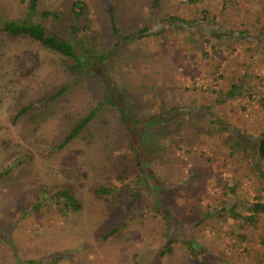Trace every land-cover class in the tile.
Returning a JSON list of instances; mask_svg holds the SVG:
<instances>
[{
  "label": "rangeland",
  "instance_id": "obj_1",
  "mask_svg": "<svg viewBox=\"0 0 264 264\" xmlns=\"http://www.w3.org/2000/svg\"><path fill=\"white\" fill-rule=\"evenodd\" d=\"M87 2L90 31L82 37L83 44L95 42L101 51L111 35L107 2ZM221 2L163 0L162 12L166 18L172 15L184 21L216 16L225 28L247 30L262 38L264 0H233L238 6H227L224 11ZM69 3L40 0L35 22L68 39ZM112 3L117 25L126 33L154 18L151 0ZM44 10L56 11L60 20H43L40 14ZM27 15L26 0H0V20L29 22ZM189 33L185 28L182 33L163 36V40L133 45L131 60L127 61L124 52L115 55L107 63L106 74L119 90L127 91L131 101H138L134 109L137 118L169 107L208 109L205 114L187 113L175 122L179 127L174 123L165 131L150 129L157 150L143 167L148 165L155 176L161 173L163 176L157 177L165 188L192 182L182 194L168 192L166 200L174 211L189 215L192 210L203 214L218 210L223 201L230 203L229 189L235 185L242 202L255 203L258 195L264 198L258 174L247 168L248 162L240 161L239 153L230 154L233 148L225 144L227 133L210 135L207 130L213 114L245 135L255 137L264 132L260 103L264 98V41L258 44L251 39L248 45L229 42L228 50L220 55L207 59L199 51L194 64L177 67V60L178 65L188 60H180L176 51L183 55L192 40L201 45L207 41L202 33L191 38ZM61 60L36 43L0 37V264H154V256L167 241L166 221L162 206L144 204L146 196L152 198L151 192L135 174L137 166L132 155L127 156L128 141L114 113L97 118L67 146L56 148L73 122L98 105L100 89L91 78L81 79L46 111L12 120L18 109L50 95L67 81L69 75ZM242 83L253 87L251 98L243 93L216 103L221 93ZM127 166L129 172L125 173ZM193 171H198L195 179H191ZM65 186L82 203L81 211L68 219L60 216L51 196L54 189ZM102 188L111 193L99 194L97 190ZM131 191L137 194L134 206L139 210L129 220L126 211ZM196 215L192 214V219L201 216ZM215 215L193 228L200 245L218 264H255L261 254L257 240L264 234V220L241 229L228 214ZM235 227L236 234L246 239L242 245L230 235ZM114 228L118 229L114 235L101 238ZM172 247L173 252L165 254L161 264H195L185 246Z\"/></svg>",
  "mask_w": 264,
  "mask_h": 264
},
{
  "label": "trees",
  "instance_id": "obj_2",
  "mask_svg": "<svg viewBox=\"0 0 264 264\" xmlns=\"http://www.w3.org/2000/svg\"><path fill=\"white\" fill-rule=\"evenodd\" d=\"M190 1L198 2V0ZM106 2L105 10L109 20V31L111 35H109L110 38L105 49L101 51L97 50L98 44L95 42L87 43L86 45L83 44L82 37H86L90 31V27L86 22V15L89 11L87 0H70L69 15L71 24L68 29H66L69 36L68 39L55 34V31L51 32L40 22H35L40 0H26L27 17L31 19L29 22L11 19L0 20V37H5L12 41L19 40L20 38L25 39L40 45L53 54L59 55L69 75L67 81L59 86L53 93L18 109L13 114L12 120L16 122L17 119L24 118L26 115H38L46 111L47 106L49 107L72 89L74 90L73 86L81 79L90 77L92 82L100 89L101 99L97 106L90 109L86 115L79 116L73 122L67 135L56 148L62 149L67 146L75 138L82 135L81 133L97 118H101L104 114L103 117H105L110 112L114 113L128 141L127 152L130 155L127 156L131 157L132 155L133 161L137 166L135 174L140 177V182L143 183L144 188L149 193L151 192L150 197L153 198L148 200L149 198L146 196V202L144 204L147 205V203H152L157 207L162 206L161 211L163 210V218L166 221L167 241H164V246H161L154 256V264H161V259L164 255L173 252L172 246L174 244L185 246L191 262L194 261L195 264H218L217 261L213 260V256L207 253V249L202 247L197 241L193 228L196 225L202 224L206 219L214 216V214H216L215 216H219L221 213L224 215L228 214L233 221L239 222L238 228L243 229L245 226H254L259 223L260 219L264 220V203L261 202L264 199L263 196L258 195L255 199L256 202L252 204H248V202L244 201L242 202L240 200L241 195L237 192L238 187L235 185L229 189V193L231 194L230 203H225L223 201L218 210L205 212L204 214L203 211L201 213H196L192 210L189 215L187 213L184 214V212L178 213L174 211L166 200L168 192L175 193V191H179V193L182 194V192L190 189V183L192 182L186 180L182 181L175 188H165L163 182L158 179L159 176H163L161 173H158L157 177L150 173L151 170L148 165L145 168L143 167L146 161L148 164V160H151L153 154L157 150L155 149L156 145L154 146V143L151 142L154 137L151 136L150 129L153 128L158 131L168 130L170 128L166 127L173 125L176 121L178 122L181 117L185 116L187 113L195 115L196 112H201L205 114L208 109L207 107H185L186 109L182 107H169L153 115H148L145 118H137L134 109L139 105L138 101L137 103L131 101V98L128 97L127 91H124V88L119 90V88L116 87L106 74V67L107 63L115 55H119L123 52L127 55V61L131 60L129 55L134 52L132 51L133 45L135 47L136 44L144 43L146 45L147 42L150 41L156 42L159 39L163 40V36H170L172 32L182 33L185 28L189 29L190 38L198 33H202V36L207 37V41L201 45L195 44L192 40V45L190 48L186 47L183 55L180 54L182 51L175 52L177 53L176 56L179 54V59L183 62L188 60V63H184L185 65H178V60L174 62L177 63V67L182 66V68H185L186 65L188 66L189 63L194 64L195 54L199 51L202 52L204 57L210 59L228 50L230 46L229 42H234L237 45H248L249 40L252 39L259 44L264 41V35H262L260 39L247 30L234 31L225 28L223 23L218 21L216 16H213L210 20L208 18L206 19L204 16L202 20L194 19L191 21H184L172 15L166 18L162 12L163 0H151V9L154 18L149 24L133 32L126 33L117 25L115 10L113 9L114 6L112 3L113 0H106ZM238 4L239 3L233 2V0H222L221 11H224L227 6L234 9ZM262 9L264 10V8ZM131 12L133 13V11ZM40 16L43 20H60L59 13L56 11L51 12L44 10L41 12ZM168 38L171 40L170 37ZM243 74L245 73L243 72ZM242 82L245 81L242 80ZM253 90V87L248 86L246 83H242L238 87L233 86L227 90L225 94L221 93L216 99V103H225L226 101L240 97L243 93L251 98ZM260 103L264 108V98L260 99ZM187 109L188 112H186ZM210 113L211 112H209V114ZM210 116L212 117V121L210 122V128L207 130L208 134L215 135V133L218 132L220 134L224 132L228 134L225 139L228 138L229 141H226L225 144L231 145L233 148V152H230V154L234 156L239 153L243 157V160L240 161L248 162L247 168L257 173L261 179L260 193H264V132L258 136L251 137L243 134L235 127L231 128L227 123L219 120L213 114H210ZM197 122L198 121H196L195 124H197ZM173 126L179 127V124L175 123ZM85 140H87V136ZM245 168L246 167H243L242 169L244 170ZM124 172H129L128 166ZM197 175L198 171H193L191 179H195ZM218 182H220V180ZM226 185L227 184L224 186L226 187ZM97 192L99 194L111 193V191L104 188L98 189ZM51 196L53 197V203L59 208L60 216L65 219H68L70 215L79 213L82 209L81 201L75 197L67 186L61 189H54ZM137 203V194L135 191H131L128 199V209L126 211L127 219L130 220L133 218L135 213L139 210L134 206ZM192 214L201 216H198L199 218H195L194 220L191 217ZM237 229L235 227L234 230L230 232V235H235V242L242 245L246 239L241 233L236 234ZM117 231L118 229L114 228L110 232L101 235V238L107 240ZM257 244L261 254H259L260 257H256L255 264H264V234L258 238ZM59 260V258L55 259L54 262H58Z\"/></svg>",
  "mask_w": 264,
  "mask_h": 264
}]
</instances>
